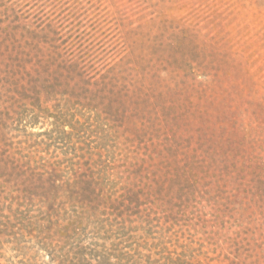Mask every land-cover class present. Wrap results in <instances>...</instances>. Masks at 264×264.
<instances>
[{
  "label": "rangeland",
  "instance_id": "rangeland-1",
  "mask_svg": "<svg viewBox=\"0 0 264 264\" xmlns=\"http://www.w3.org/2000/svg\"><path fill=\"white\" fill-rule=\"evenodd\" d=\"M162 250L264 264V0H0V264Z\"/></svg>",
  "mask_w": 264,
  "mask_h": 264
},
{
  "label": "trees",
  "instance_id": "trees-1",
  "mask_svg": "<svg viewBox=\"0 0 264 264\" xmlns=\"http://www.w3.org/2000/svg\"><path fill=\"white\" fill-rule=\"evenodd\" d=\"M164 250L159 251V252H153V253H148V254H142V253H136L131 257H126L128 256L127 252H119L118 254H113L111 255V257L115 258L117 260L116 264H119V262H122L123 260H126L125 263H121V264H137V261L139 260H134L132 262H130V260H133L136 255H138L137 257H145L146 259H140L142 260V262H139L140 264H191L190 262H181L179 261V258L177 257L178 254L175 253V256H172L171 252H168L166 255L163 254ZM153 256H158V258H156L155 260H152ZM150 259V260H149Z\"/></svg>",
  "mask_w": 264,
  "mask_h": 264
}]
</instances>
